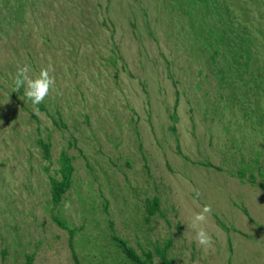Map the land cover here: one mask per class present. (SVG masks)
<instances>
[{
  "label": "rangeland",
  "instance_id": "1",
  "mask_svg": "<svg viewBox=\"0 0 264 264\" xmlns=\"http://www.w3.org/2000/svg\"><path fill=\"white\" fill-rule=\"evenodd\" d=\"M40 1L28 27L10 18L0 34V264H26L31 253L32 264H74L53 214L79 227L83 264H136L112 240L110 220L139 254L170 243L173 264H264V0H227L234 25L254 38L252 63L239 70L225 62L231 54L213 62L172 0ZM24 65L33 77L54 69L46 110L13 92ZM40 137L52 143L51 161ZM64 149L74 182L54 210L50 176L60 177ZM207 160L222 170L199 163ZM242 163L257 184L235 174ZM154 196L162 214L148 222ZM205 205L207 248L187 227Z\"/></svg>",
  "mask_w": 264,
  "mask_h": 264
},
{
  "label": "trees",
  "instance_id": "2",
  "mask_svg": "<svg viewBox=\"0 0 264 264\" xmlns=\"http://www.w3.org/2000/svg\"><path fill=\"white\" fill-rule=\"evenodd\" d=\"M40 3V0H0V4L2 5V7H0V19L3 18L2 20L5 21V23L0 27V34L2 35L7 32L3 30L2 27L8 29L13 26L12 19L18 20L20 23L26 24L28 27L29 23H26L24 18L30 9L34 11L35 8L40 5ZM170 4L171 6L176 4L177 8L182 10V12L190 18V27L192 28V32L196 34L195 39L201 48L204 47L205 51L211 52H209V54L213 62L217 59L218 55H222V58L225 59L226 57H224V54H231L232 57L230 59L227 58L225 61L230 70L233 67H235L237 70L242 67L247 69L251 65L253 60L252 45L254 44V38L251 36V31L246 25H234L232 10L229 7L227 0H172V3ZM3 8L8 9L9 11V14L6 15L7 18L3 14ZM212 12L213 21L210 23V15L208 18L207 15ZM8 25L10 27H8ZM23 38L25 39L26 37ZM0 39L2 38L0 37ZM223 70V66L218 67V78L221 83L226 82L225 74L222 72ZM175 83H177V81H175ZM176 105L177 101L174 105V109L176 108ZM38 109L46 110V105L41 103L38 105ZM175 113V111L171 113V119L174 121L177 119ZM32 116L37 122H39L40 119L37 114L32 113ZM56 124L60 126H67L62 120L57 121ZM172 129L175 131L176 127L172 126ZM38 145L42 149L43 158L45 160L51 161V141L40 137L38 138ZM177 146L179 153H182L179 143ZM140 149H142V143H140ZM73 159V156H71L67 150H62L59 159L60 168L58 170L60 177L50 176L52 196L51 202L53 204L54 210L58 205L61 204L65 194L71 189L74 182L73 176L75 166L73 164ZM199 163L207 167H214L218 170H222V167L215 165L209 160L199 161ZM45 168L47 171L50 169L49 166H46ZM235 174L242 182H250L251 184L258 183V177L254 172V166L252 163H242ZM247 174H249L248 177ZM259 174L262 177V182L259 183V186L264 191V171L261 167L259 168ZM105 199L108 202V199ZM146 201V220L149 222L155 214L159 212L162 214L161 200L158 196H154L152 198H147ZM243 210L246 214H249L247 208H243ZM52 217L58 225L66 229L69 233V247L74 264H83L75 245V235L79 230V227H70L65 220L60 219L56 214H53ZM220 223L224 228L229 229V227L221 220ZM110 227L112 230V240L121 250V252L125 254L132 262L136 264H154V253H156L160 257L162 264H173V260L169 257V249L171 246L170 243L163 245L157 244L155 246V251L144 250L142 254H139L137 250L129 244L127 239L116 233L115 223L112 220H110ZM3 255L5 257V252ZM33 260L34 253H31L27 256L26 264H32Z\"/></svg>",
  "mask_w": 264,
  "mask_h": 264
},
{
  "label": "clouds",
  "instance_id": "3",
  "mask_svg": "<svg viewBox=\"0 0 264 264\" xmlns=\"http://www.w3.org/2000/svg\"><path fill=\"white\" fill-rule=\"evenodd\" d=\"M53 71L54 69L49 65L48 67L41 68L39 74L33 77L29 75L30 67L28 65L19 67L14 78L13 92H19L23 88L26 100L30 101L34 109L38 110V105L54 89L55 77L50 75V72ZM211 212V206L205 205L199 212L191 215L190 222L187 225L188 228L195 232L197 243L205 248L212 244V238L206 228Z\"/></svg>",
  "mask_w": 264,
  "mask_h": 264
}]
</instances>
